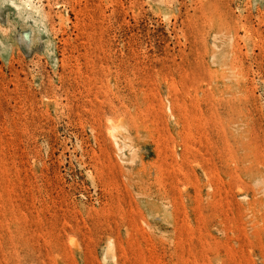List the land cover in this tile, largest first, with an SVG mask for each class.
Instances as JSON below:
<instances>
[{
  "label": "rangeland",
  "instance_id": "rangeland-1",
  "mask_svg": "<svg viewBox=\"0 0 264 264\" xmlns=\"http://www.w3.org/2000/svg\"><path fill=\"white\" fill-rule=\"evenodd\" d=\"M0 264H264V0H0Z\"/></svg>",
  "mask_w": 264,
  "mask_h": 264
},
{
  "label": "bare ground",
  "instance_id": "bare-ground-1",
  "mask_svg": "<svg viewBox=\"0 0 264 264\" xmlns=\"http://www.w3.org/2000/svg\"><path fill=\"white\" fill-rule=\"evenodd\" d=\"M114 130H116V128H114ZM115 132V131H114ZM114 132H113V136L115 137V138H118L117 136L119 135L118 133L117 134H114ZM117 132V131H116ZM115 141H116V139H115ZM117 142V141H116ZM118 143V142H117ZM116 143V144H117Z\"/></svg>",
  "mask_w": 264,
  "mask_h": 264
}]
</instances>
